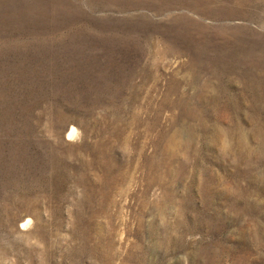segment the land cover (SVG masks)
Returning <instances> with one entry per match:
<instances>
[{
  "label": "rangeland",
  "instance_id": "obj_1",
  "mask_svg": "<svg viewBox=\"0 0 264 264\" xmlns=\"http://www.w3.org/2000/svg\"><path fill=\"white\" fill-rule=\"evenodd\" d=\"M0 264H264V0H0Z\"/></svg>",
  "mask_w": 264,
  "mask_h": 264
},
{
  "label": "bare ground",
  "instance_id": "obj_2",
  "mask_svg": "<svg viewBox=\"0 0 264 264\" xmlns=\"http://www.w3.org/2000/svg\"><path fill=\"white\" fill-rule=\"evenodd\" d=\"M73 133H75L74 132V129L73 128H71V130H70V132L68 133V135H71V134H73ZM29 223V219H26V220H24V221H22L21 222V226H27V224Z\"/></svg>",
  "mask_w": 264,
  "mask_h": 264
}]
</instances>
